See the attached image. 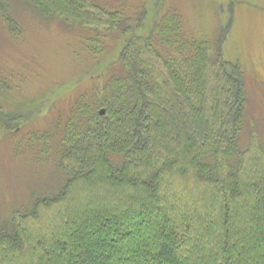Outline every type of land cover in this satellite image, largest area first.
I'll use <instances>...</instances> for the list:
<instances>
[{
  "label": "trees",
  "instance_id": "1",
  "mask_svg": "<svg viewBox=\"0 0 264 264\" xmlns=\"http://www.w3.org/2000/svg\"><path fill=\"white\" fill-rule=\"evenodd\" d=\"M13 1L0 24L17 40ZM18 1L79 31L101 82L32 136L0 101V135L59 173L0 215V264H264V143L254 128L241 143L249 99L224 56L230 29L197 39L175 10L150 24L154 0Z\"/></svg>",
  "mask_w": 264,
  "mask_h": 264
},
{
  "label": "rangeland",
  "instance_id": "2",
  "mask_svg": "<svg viewBox=\"0 0 264 264\" xmlns=\"http://www.w3.org/2000/svg\"><path fill=\"white\" fill-rule=\"evenodd\" d=\"M14 1L11 8L21 20L24 35L12 39L0 24V71L12 78L11 91L4 92L0 101L13 116L25 117L21 130L15 132L18 137L32 136L52 130L77 96L90 94L101 82V71L88 72L93 60L85 55L79 31ZM147 7L150 24L153 18L177 11L185 31L197 39L214 42L230 29L223 44L224 56L243 66L249 99L241 143L246 142L251 128L264 143V0H154ZM116 56L117 51L110 50L101 59L114 62ZM6 135H0L1 216L11 205L28 204L33 193L56 187L59 177L56 166L40 160L41 154L23 150L20 156L16 154L13 136ZM51 215L44 213L39 225L46 226Z\"/></svg>",
  "mask_w": 264,
  "mask_h": 264
},
{
  "label": "water",
  "instance_id": "3",
  "mask_svg": "<svg viewBox=\"0 0 264 264\" xmlns=\"http://www.w3.org/2000/svg\"><path fill=\"white\" fill-rule=\"evenodd\" d=\"M103 112H104V111H103ZM103 112H102V113H103Z\"/></svg>",
  "mask_w": 264,
  "mask_h": 264
}]
</instances>
